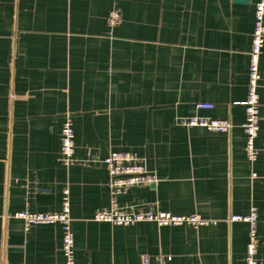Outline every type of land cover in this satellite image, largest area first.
<instances>
[{
  "label": "crops",
  "instance_id": "0c3cea01",
  "mask_svg": "<svg viewBox=\"0 0 264 264\" xmlns=\"http://www.w3.org/2000/svg\"><path fill=\"white\" fill-rule=\"evenodd\" d=\"M257 2L0 0V264H65L61 226H27L15 214L60 212L66 189L76 264H245L249 225L229 220L252 207L264 264V49L254 164L242 128ZM114 10L121 23L110 28ZM194 114L233 128L180 124ZM67 117L70 166L61 150ZM112 151L137 154L158 178L119 195L122 208L217 223L94 221L111 203L103 161Z\"/></svg>",
  "mask_w": 264,
  "mask_h": 264
},
{
  "label": "built area",
  "instance_id": "2783aa9c",
  "mask_svg": "<svg viewBox=\"0 0 264 264\" xmlns=\"http://www.w3.org/2000/svg\"><path fill=\"white\" fill-rule=\"evenodd\" d=\"M110 28H115L121 23V15L118 11H112L107 19ZM264 49V0H258L255 7V25L252 34V47L249 53V77L248 93L246 100L242 103L245 109V121L242 125L246 141L245 153L247 160L254 164L258 158L259 150L256 141L260 131V95L259 83L261 80L260 61ZM196 110H212L211 103H197ZM180 124L191 127H202L211 132L228 133L233 124L227 119H214L191 115L180 120ZM62 161L65 166H70L76 161L75 131L73 121L67 117L62 127L61 135ZM109 174V187L111 190V203L108 208L101 209L94 216L96 222L109 223L112 226H131L137 223L154 222L160 226L190 225L200 228L217 221L208 220L201 215H173L168 212L143 210L135 207L122 208L118 203V196L128 190L143 185H153L158 181L157 175L150 172L142 158L133 152L112 151L103 161ZM257 178L252 173V179ZM15 217L23 220L27 226L31 225H54L59 224L63 231L62 251L65 264H76L75 237L72 230V218L70 210L69 190L64 191L62 210L55 213H42L21 211ZM258 212L255 207L250 209L248 215L233 216L231 221H244L249 225V241L246 248L245 264H260L258 259ZM169 260V259H168ZM143 264H149L148 258H144Z\"/></svg>",
  "mask_w": 264,
  "mask_h": 264
}]
</instances>
